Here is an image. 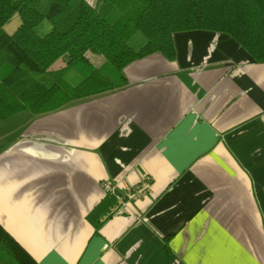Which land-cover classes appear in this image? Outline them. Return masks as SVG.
<instances>
[{
  "label": "crops",
  "instance_id": "1",
  "mask_svg": "<svg viewBox=\"0 0 264 264\" xmlns=\"http://www.w3.org/2000/svg\"><path fill=\"white\" fill-rule=\"evenodd\" d=\"M172 43L116 91L0 122V227L37 264H264V63Z\"/></svg>",
  "mask_w": 264,
  "mask_h": 264
},
{
  "label": "trees",
  "instance_id": "2",
  "mask_svg": "<svg viewBox=\"0 0 264 264\" xmlns=\"http://www.w3.org/2000/svg\"><path fill=\"white\" fill-rule=\"evenodd\" d=\"M194 30L227 35L264 63V0H102L97 10L86 0H0V122L116 91L128 64L172 61L173 34ZM0 264L37 263L0 227Z\"/></svg>",
  "mask_w": 264,
  "mask_h": 264
},
{
  "label": "rangeland",
  "instance_id": "3",
  "mask_svg": "<svg viewBox=\"0 0 264 264\" xmlns=\"http://www.w3.org/2000/svg\"><path fill=\"white\" fill-rule=\"evenodd\" d=\"M89 5H91L95 10H97L100 5L102 0H86ZM19 19L17 16H14L11 20V22L9 24H7L4 29L8 34H12V32L14 31V29L16 28V25L18 24ZM87 57L89 59V62L94 66V67H100L104 64V60L102 57L100 56H95L93 54L87 53ZM62 66L61 63H58L56 65V67H60ZM14 124H16V122H14ZM2 124H0L1 126ZM16 126V125H15Z\"/></svg>",
  "mask_w": 264,
  "mask_h": 264
},
{
  "label": "built area",
  "instance_id": "4",
  "mask_svg": "<svg viewBox=\"0 0 264 264\" xmlns=\"http://www.w3.org/2000/svg\"><path fill=\"white\" fill-rule=\"evenodd\" d=\"M145 187V185H144ZM104 189L106 191H111L112 190V186L108 183H105L104 184ZM140 192V191H138ZM140 195V193H134L132 191V189H125L124 192L122 193L121 196H118L116 199H117V206L115 207L114 209V214L117 215V216H121V215H124L126 214L127 212V205H126V201L127 200H132L136 197V195Z\"/></svg>",
  "mask_w": 264,
  "mask_h": 264
}]
</instances>
